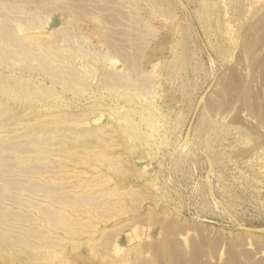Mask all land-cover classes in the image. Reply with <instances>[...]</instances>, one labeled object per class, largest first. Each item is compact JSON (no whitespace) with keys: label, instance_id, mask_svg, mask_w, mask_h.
Instances as JSON below:
<instances>
[{"label":"rangeland","instance_id":"obj_1","mask_svg":"<svg viewBox=\"0 0 264 264\" xmlns=\"http://www.w3.org/2000/svg\"><path fill=\"white\" fill-rule=\"evenodd\" d=\"M0 264H264V0H0Z\"/></svg>","mask_w":264,"mask_h":264}]
</instances>
